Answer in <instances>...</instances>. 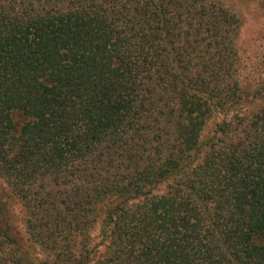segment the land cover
I'll return each mask as SVG.
<instances>
[{
    "label": "trees",
    "instance_id": "trees-1",
    "mask_svg": "<svg viewBox=\"0 0 264 264\" xmlns=\"http://www.w3.org/2000/svg\"><path fill=\"white\" fill-rule=\"evenodd\" d=\"M237 32L217 0H0L28 243L0 199V264H264V82L246 112Z\"/></svg>",
    "mask_w": 264,
    "mask_h": 264
},
{
    "label": "rangeland",
    "instance_id": "rangeland-1",
    "mask_svg": "<svg viewBox=\"0 0 264 264\" xmlns=\"http://www.w3.org/2000/svg\"><path fill=\"white\" fill-rule=\"evenodd\" d=\"M223 10L238 22L235 47L239 58V83L243 108L252 113L262 103L252 99V93L264 82V2L263 0H217ZM210 128H207V130ZM0 182V199L4 203L3 217L10 232L27 247L23 210L19 203L7 199ZM98 224L91 229L92 243H99Z\"/></svg>",
    "mask_w": 264,
    "mask_h": 264
}]
</instances>
